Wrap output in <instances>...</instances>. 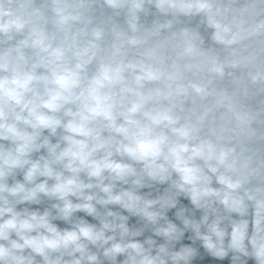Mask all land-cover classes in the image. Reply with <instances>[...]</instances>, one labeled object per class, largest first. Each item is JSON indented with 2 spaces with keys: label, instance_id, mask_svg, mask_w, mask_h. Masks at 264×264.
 Segmentation results:
<instances>
[{
  "label": "clouds",
  "instance_id": "obj_1",
  "mask_svg": "<svg viewBox=\"0 0 264 264\" xmlns=\"http://www.w3.org/2000/svg\"><path fill=\"white\" fill-rule=\"evenodd\" d=\"M0 264H264V0H0Z\"/></svg>",
  "mask_w": 264,
  "mask_h": 264
}]
</instances>
